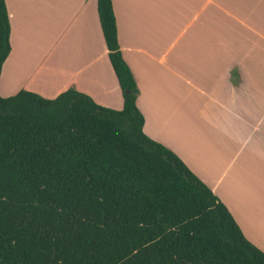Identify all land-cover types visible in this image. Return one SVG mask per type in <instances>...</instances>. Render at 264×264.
Segmentation results:
<instances>
[{
    "label": "trees",
    "instance_id": "16d2710c",
    "mask_svg": "<svg viewBox=\"0 0 264 264\" xmlns=\"http://www.w3.org/2000/svg\"><path fill=\"white\" fill-rule=\"evenodd\" d=\"M121 108L68 87L0 94V264H264L210 186L143 130L112 0H96ZM0 0V71L10 49Z\"/></svg>",
    "mask_w": 264,
    "mask_h": 264
},
{
    "label": "crops",
    "instance_id": "0c3cea01",
    "mask_svg": "<svg viewBox=\"0 0 264 264\" xmlns=\"http://www.w3.org/2000/svg\"><path fill=\"white\" fill-rule=\"evenodd\" d=\"M5 4L11 49L0 71L1 95L24 88L54 97L74 87L101 105L122 107L96 0ZM112 5L119 46L138 87L143 130L175 151L210 186L244 235L260 248L264 0H112ZM34 26L42 27L44 41L54 42L42 70L66 78L64 84L53 81L61 86L52 82L34 87L27 81L14 86L3 75L19 74L20 59L12 61V56L26 53L30 36L37 33ZM47 64L55 70L46 69ZM197 106L206 107V116L201 108L195 111ZM196 112L202 115L197 124Z\"/></svg>",
    "mask_w": 264,
    "mask_h": 264
},
{
    "label": "rangeland",
    "instance_id": "374dc122",
    "mask_svg": "<svg viewBox=\"0 0 264 264\" xmlns=\"http://www.w3.org/2000/svg\"><path fill=\"white\" fill-rule=\"evenodd\" d=\"M33 28L37 31V33L32 34V36H30L31 40H33V41H30L31 43H29L28 50L26 51V53L23 52L24 53L23 54V53H20L18 51V53L14 57L12 56V61H13V59L14 60L18 59L17 61H19V59H20V62L18 63L19 64V66H18L19 74L13 73L10 75L7 72H5L3 75H5V77H8L9 78L8 81L9 80L11 81L9 83L14 84V86H18L20 83H23L26 81L30 82V85L34 86V87L37 85L42 86V87H47L49 84L51 86V83L53 81H59L60 83L64 84L65 82H67V79L66 78H63V79L53 78V77H55V72H53L52 77L47 76V74H44L46 72H45V70H42V68L46 66L49 50H51L50 48H51V46L54 45V42H52L50 45V43L48 41H44V38H43L44 36L42 35V32L40 33V31L42 30V27H35L34 26ZM49 46H50V48H49ZM19 68H21V69H19ZM46 69L52 70V71L55 70L53 67L50 69L49 65H48V67H46ZM47 73L50 75L49 72H47ZM50 80H52V81H50ZM53 83L56 85V87L62 85V84H58L55 82H53ZM194 108H195V111L200 110V108H201V110H203L202 115L206 116V111H205L206 107L197 106ZM199 115L202 116L201 113L196 112V118ZM207 116H209V114ZM200 119H199V117L197 118L198 122H196V124L199 123ZM202 124H204V122H202ZM213 125H215V123H213ZM217 131L218 130L216 128L215 130L212 131V133H217ZM260 248L262 250H264V241H263V243H261Z\"/></svg>",
    "mask_w": 264,
    "mask_h": 264
}]
</instances>
